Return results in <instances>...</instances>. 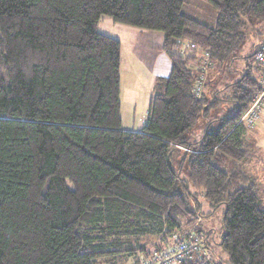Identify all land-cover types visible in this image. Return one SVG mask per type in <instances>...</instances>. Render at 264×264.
Here are the masks:
<instances>
[{
    "label": "trees",
    "instance_id": "obj_1",
    "mask_svg": "<svg viewBox=\"0 0 264 264\" xmlns=\"http://www.w3.org/2000/svg\"><path fill=\"white\" fill-rule=\"evenodd\" d=\"M206 1L214 26L183 13L185 0H0V264H168L157 258L185 244L170 264H264V204L247 171L264 159L241 121L264 89V38L242 55L264 36V0ZM103 15L163 36L170 72L140 131L122 126V46L97 31ZM222 101L234 113L211 117ZM203 200L226 207L228 260L193 228Z\"/></svg>",
    "mask_w": 264,
    "mask_h": 264
},
{
    "label": "rangeland",
    "instance_id": "obj_2",
    "mask_svg": "<svg viewBox=\"0 0 264 264\" xmlns=\"http://www.w3.org/2000/svg\"><path fill=\"white\" fill-rule=\"evenodd\" d=\"M183 13L193 17L197 20L203 21L210 26H214L216 23V10L206 0H185ZM97 31L101 34L118 39L122 46V62L120 66V100H121V117L122 126L124 129L140 131L142 130L149 109L151 105L152 96L154 95V83L155 79L159 75H167L169 70L166 67V63L163 62V55L165 52L161 50L163 37H161L158 31L142 29L136 26L116 22L113 17L103 15L97 25ZM264 38L263 35L259 36L251 34L243 47L242 55L246 56L252 53L254 46H259V42ZM254 45V46H253ZM165 58V57H164ZM166 59V58H165ZM238 69H242L244 65V59H240L235 62ZM234 65L233 70H236ZM228 77L237 78L238 72H229L226 74ZM264 72H261V76ZM213 90H218L221 86H224V80L218 78L215 74L212 76ZM210 93H208L209 95ZM218 95L222 98L223 92H219ZM236 103L233 101H222L220 102L211 112L212 116L227 117L234 113L236 110ZM262 118L258 122L256 128H259L262 133L258 134L257 129L253 125L246 127L248 128L247 139L253 141L260 148V157L264 158V106L261 112ZM263 121V122H262ZM202 120L198 127L192 130L191 136L199 138L202 136L201 126ZM176 156L177 153H174ZM181 154L178 158H175V167L178 166L181 159ZM254 158L248 161L247 171L255 175L258 180V186L261 192V198L264 204V168L260 171L261 164L256 167ZM252 165V166H251ZM255 167V168H252ZM183 175L188 177V169L185 166ZM203 207L201 208L203 215L197 218L196 224L193 226H201L204 233L211 232L209 243L217 258L228 260V254L224 251L219 243L223 231V219L226 212L225 205L219 206L217 209H213L209 203L202 201ZM185 228L180 233H189V230L193 229ZM178 233L173 239H178ZM145 242V241H144ZM143 242V243H144ZM149 248L154 247V244L159 242V239L152 238L148 239ZM173 245H171L172 247ZM169 248V247H168ZM154 250V249H152ZM212 251V250H211ZM156 253V252H155ZM113 260L106 263L100 262L99 264H116L117 260L121 261L119 256H115ZM214 258V257H213ZM117 259V260H116ZM134 262L133 258H129L128 264Z\"/></svg>",
    "mask_w": 264,
    "mask_h": 264
},
{
    "label": "built area",
    "instance_id": "obj_3",
    "mask_svg": "<svg viewBox=\"0 0 264 264\" xmlns=\"http://www.w3.org/2000/svg\"><path fill=\"white\" fill-rule=\"evenodd\" d=\"M263 54H259V58L262 59ZM264 60V59H263ZM263 77V81H264V75ZM264 96V89L262 90L259 98L255 101L254 105L252 106V108L244 115V117L241 119L242 122L246 123L248 126L253 125L254 123L258 120H260L261 118V112H262V107L260 108L258 103L259 100ZM189 248L190 245H182L180 247H178L177 250H174L173 252H167L165 253V255H163L161 258H157V260L161 259L164 262H167L168 264H170L173 261L176 260H181L182 257L187 254V252H189Z\"/></svg>",
    "mask_w": 264,
    "mask_h": 264
},
{
    "label": "crops",
    "instance_id": "obj_4",
    "mask_svg": "<svg viewBox=\"0 0 264 264\" xmlns=\"http://www.w3.org/2000/svg\"><path fill=\"white\" fill-rule=\"evenodd\" d=\"M159 33V35L161 36V37H163L162 36V33H160V32H158ZM166 59H165V58ZM163 62H165L166 63V67H167V69L169 70V72H170V63H169V60H168V57H166V56H164L163 55ZM169 72L167 71V73H165V74H169ZM148 116V115H147ZM257 127V126H256ZM257 129V133L258 134H260V133H262L261 132V130L259 129V128H256ZM264 132V131H263ZM264 159V158H263ZM261 164V167H260V171L264 168V162L263 163H259V164H257L256 165V167L258 166V165H260ZM252 166V165H251ZM252 168H255V167H252Z\"/></svg>",
    "mask_w": 264,
    "mask_h": 264
}]
</instances>
